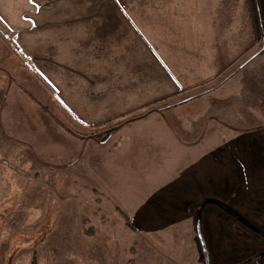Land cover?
Returning a JSON list of instances; mask_svg holds the SVG:
<instances>
[{
  "label": "rangeland",
  "instance_id": "obj_1",
  "mask_svg": "<svg viewBox=\"0 0 264 264\" xmlns=\"http://www.w3.org/2000/svg\"><path fill=\"white\" fill-rule=\"evenodd\" d=\"M10 1L9 10L1 12L0 7V264H207L201 258L202 241L211 264H247L258 257L256 231L242 222L231 223L232 231H224L229 236L227 244L213 247V235L225 228L215 205L207 207L201 239L192 196L201 204L217 196L210 200L235 207L262 227L252 214L264 210V199H238L241 192L235 190V183L230 195L207 191L230 187L227 151H235L236 166L249 173L252 168L241 156V148L252 154L259 148L264 151V103L257 110L240 111L233 106L239 101L237 95H224L226 89L238 91V79L247 80L250 87L258 79L264 83V12L254 9L256 37L220 77L94 124L81 114V101L74 103L80 109L72 104L76 80L82 77L49 68L46 59L53 58L64 69L74 58L80 60L79 55L96 56L98 51L92 44L58 52V48L40 46L43 73L36 71L33 59L16 45L17 32L3 20L14 26L19 23L14 12L18 1ZM101 2L25 0L23 28L37 10L48 19L53 8L61 11L72 6L96 14ZM111 2L108 6L122 3L131 8L132 19L145 29L139 31L145 39H166L170 33L163 28L178 24L181 30L190 25L191 32L201 38L213 36L208 16L199 19V26L194 24L196 15H177L181 20L176 21L173 14H161L156 8L162 0ZM95 14L88 22L90 31ZM62 25L58 21V29ZM49 34L41 32V42L50 41ZM231 75L238 79L231 81ZM219 88H223L220 104L211 107L209 100ZM258 93L251 91L246 101H257ZM260 94L257 104L264 101V91ZM241 135L245 136L239 141ZM256 140L260 142H252Z\"/></svg>",
  "mask_w": 264,
  "mask_h": 264
},
{
  "label": "crops",
  "instance_id": "obj_2",
  "mask_svg": "<svg viewBox=\"0 0 264 264\" xmlns=\"http://www.w3.org/2000/svg\"><path fill=\"white\" fill-rule=\"evenodd\" d=\"M9 1L0 0L1 12L4 9L9 10V7H7ZM17 1V6L22 5V9L16 6L14 11L17 12L19 23L14 26L8 23L9 21L7 22L6 19L3 18V20L11 30L17 32L16 45L23 47L21 52L33 59L32 63L36 71L43 73L42 65H44V62L41 60L40 46L54 47L55 50L58 48V52L63 47L87 48L92 44L95 50L98 51L96 56L87 53L79 55L80 60L77 59L78 57L74 58V61L69 64L70 66L65 65L64 69L58 68L53 58L46 59L49 68H56L59 72L70 71L71 75L82 77L81 80H78L80 78L76 80L75 89H73L75 90L73 92L75 96L72 99V104L77 107V104L74 103L81 101L79 103L81 109L77 108L81 110V114L83 113L89 123L94 122V124L130 114L133 111L169 99L185 90L198 87L208 79L213 80L220 77L222 73L228 70L229 64L237 60L238 55L243 53L251 45V41L255 39V26L252 20V15H255L254 9L259 13L260 11L264 12L262 10L263 0H171L170 3L162 0L161 3L156 5V8L159 7L161 14H173L176 21L181 20L177 15L179 17L183 14L196 15L199 18L195 20L194 24L199 26L201 24L199 19L206 20V16H208V25L211 27L209 30L213 32V36L201 38L200 35L191 32L190 25L181 30L178 24L177 26L164 28L162 26L170 33V37L166 39L148 37L145 39L139 34V31H145V29H141L132 19L131 14L134 13L128 10L131 8L121 5V2L120 5L117 3L118 5L111 7L108 6L109 3H112L111 0H102V5L97 7L96 14L88 8L87 10L85 8L79 9L78 6L66 7L61 11L53 8L50 10V15H48L49 19L47 16L42 18V10L39 12L37 10L33 13V21L28 22L27 27L23 28L27 23L25 22V11L23 10L25 0ZM147 5L149 4L147 3ZM147 9L151 12L155 11L150 6ZM109 12H111L110 15ZM93 14L97 18L94 19V28H91L90 31L88 30V22ZM152 15L153 13L150 14V16ZM53 19L55 22L52 21ZM58 21L63 23L60 29H58ZM97 21H100V23L97 24ZM18 30H21V33H18ZM194 30L198 29L194 28ZM38 31L40 33L37 34ZM41 32H49L50 41L41 42ZM27 33L29 37L25 35ZM162 34L165 33L162 32ZM244 66L243 64L242 68ZM243 73L244 71L240 72L241 78L246 80ZM235 77L233 78L231 75L229 79L231 81L238 79ZM239 80L241 79L235 82L236 86L239 87L238 91L233 89L232 92L231 89H226L225 98L229 93L236 94L239 101L233 102V106L240 111L246 110L248 107L251 110L260 108L258 105L262 108L264 101L258 104L257 101L260 102V98H262L260 92L264 90L260 89V85L264 86V83L258 79L250 87L247 80L245 83L238 82ZM229 83L230 81H227L226 84ZM220 90L223 91V88L215 90L213 93L215 96L210 98L209 104L218 102ZM251 91L259 92L258 100H251V103H248L246 97ZM212 99L215 100L212 101ZM218 103L220 104V102ZM222 103L225 105L224 102ZM190 125L194 126V122ZM244 136H239V141ZM252 142L259 143L260 141ZM243 149L241 148L240 151L241 156L247 160L246 163H248L249 168H252L251 173L236 166L232 157L235 151H227L228 161L232 169L230 187L227 186L225 190H213L211 188L207 191V194L210 192L222 196L240 190L241 194L238 199L242 198V201L249 202L251 200L259 201L260 198L264 199V173L261 166V164L264 165V151L259 148L257 152L252 154L250 151H244ZM234 183L237 185L235 190ZM192 198L194 200L193 207H197V211H195L197 222L198 213L207 199L201 204L200 199H197L196 196H192ZM215 198L218 197L211 196L208 200ZM218 201L222 203V201ZM210 205L215 204H207L203 209L201 234L207 207ZM236 206L242 208V204L239 202L236 203ZM217 207L222 213V215L219 214V220L225 228H221L219 233H215L219 235H213V247L220 248V245L226 243L229 237L224 231L231 232L233 229L230 228L231 223H241V221L225 209ZM228 207L244 217L243 213L234 209L235 207ZM252 216L256 217L257 222L262 226L259 227L253 223L255 220L249 221L244 217L258 229L254 233L258 239V257H256L258 260L253 259L255 260L253 264H264V234H261L264 233V210L254 212ZM237 240L238 238H236Z\"/></svg>",
  "mask_w": 264,
  "mask_h": 264
},
{
  "label": "water",
  "instance_id": "obj_3",
  "mask_svg": "<svg viewBox=\"0 0 264 264\" xmlns=\"http://www.w3.org/2000/svg\"><path fill=\"white\" fill-rule=\"evenodd\" d=\"M207 204H215L223 209H225L226 211L230 212L235 218H237L239 221H241L242 223H244L247 227H249L250 229H252L253 231H258V229L253 226L250 222H248L244 217H242L241 215H239L238 213L234 212L230 207L226 206L225 204L219 202V201H215V200H207L204 204L202 209L199 211L198 213V217H197V222H196V230L198 235L201 237V239H203V236L201 234V221H202V214H203V209ZM202 255L201 258L202 260H206L207 264H211V261L207 255V251H206V246H205V242L202 241ZM255 260H258V258H256ZM255 260H252L250 262H254ZM249 262V263H250Z\"/></svg>",
  "mask_w": 264,
  "mask_h": 264
},
{
  "label": "trees",
  "instance_id": "obj_4",
  "mask_svg": "<svg viewBox=\"0 0 264 264\" xmlns=\"http://www.w3.org/2000/svg\"><path fill=\"white\" fill-rule=\"evenodd\" d=\"M247 264H253V262H250V263L248 262Z\"/></svg>",
  "mask_w": 264,
  "mask_h": 264
}]
</instances>
